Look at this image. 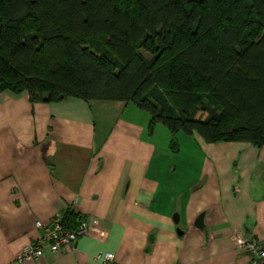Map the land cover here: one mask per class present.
Returning <instances> with one entry per match:
<instances>
[{
    "label": "crops",
    "instance_id": "0c3cea01",
    "mask_svg": "<svg viewBox=\"0 0 264 264\" xmlns=\"http://www.w3.org/2000/svg\"><path fill=\"white\" fill-rule=\"evenodd\" d=\"M171 141L130 104L2 93L0 264H249L233 238L264 244V147ZM68 213L91 226L73 249L15 262L36 222Z\"/></svg>",
    "mask_w": 264,
    "mask_h": 264
},
{
    "label": "trees",
    "instance_id": "16d2710c",
    "mask_svg": "<svg viewBox=\"0 0 264 264\" xmlns=\"http://www.w3.org/2000/svg\"><path fill=\"white\" fill-rule=\"evenodd\" d=\"M5 92L130 104L171 143L262 148L264 0H0Z\"/></svg>",
    "mask_w": 264,
    "mask_h": 264
},
{
    "label": "built area",
    "instance_id": "2783aa9c",
    "mask_svg": "<svg viewBox=\"0 0 264 264\" xmlns=\"http://www.w3.org/2000/svg\"><path fill=\"white\" fill-rule=\"evenodd\" d=\"M62 219V216H56L47 223L36 222L35 227L42 232L41 237L24 247L15 257V262L38 260L46 254L56 255L73 249L78 238L87 236L91 230L90 224L85 220H80L72 230L66 229ZM233 240L238 251L249 257V264H264V244L251 237L234 236ZM95 260L101 264H110L114 257L112 254H99Z\"/></svg>",
    "mask_w": 264,
    "mask_h": 264
},
{
    "label": "water",
    "instance_id": "95a60500",
    "mask_svg": "<svg viewBox=\"0 0 264 264\" xmlns=\"http://www.w3.org/2000/svg\"><path fill=\"white\" fill-rule=\"evenodd\" d=\"M204 214H201L197 219H196V221H195V223H194V228L195 229H197V230H199V231H205V226H204ZM178 216L177 215H175L174 217H173V221H174V223L175 224H178ZM177 234L179 235V236H182V232L181 231H177Z\"/></svg>",
    "mask_w": 264,
    "mask_h": 264
},
{
    "label": "rangeland",
    "instance_id": "374dc122",
    "mask_svg": "<svg viewBox=\"0 0 264 264\" xmlns=\"http://www.w3.org/2000/svg\"><path fill=\"white\" fill-rule=\"evenodd\" d=\"M141 54L146 58V59H150V55H148L146 52L141 51ZM166 132V131H165Z\"/></svg>",
    "mask_w": 264,
    "mask_h": 264
}]
</instances>
